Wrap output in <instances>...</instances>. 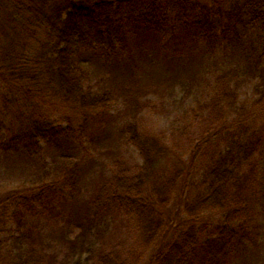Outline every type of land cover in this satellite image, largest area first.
Wrapping results in <instances>:
<instances>
[{
	"label": "trees",
	"instance_id": "trees-1",
	"mask_svg": "<svg viewBox=\"0 0 264 264\" xmlns=\"http://www.w3.org/2000/svg\"><path fill=\"white\" fill-rule=\"evenodd\" d=\"M141 34L157 38L170 58L203 48L234 53L240 64L217 72L198 94L184 84L182 113L165 133H146L135 123L125 128L140 163L114 159L78 226L60 236V249L38 244L29 218L52 207L56 189L79 193L77 165H57L55 175L45 174V187L1 200L0 264H142L159 245L162 210L177 198L190 223L152 264H228L238 247L257 240L264 210V119L257 121L256 111L264 102V0H0V77L82 112L85 130L114 96L93 90L82 53L115 58ZM248 83L257 86L252 106L242 96ZM31 120L12 140L0 126V152H66L71 126L43 115ZM115 214L128 235L110 245L102 221ZM219 215L226 221L220 227L205 221Z\"/></svg>",
	"mask_w": 264,
	"mask_h": 264
},
{
	"label": "rangeland",
	"instance_id": "rangeland-1",
	"mask_svg": "<svg viewBox=\"0 0 264 264\" xmlns=\"http://www.w3.org/2000/svg\"><path fill=\"white\" fill-rule=\"evenodd\" d=\"M201 51V54L192 57L170 58L158 48L157 38L142 34L131 41L124 54L115 58L103 59L84 51L80 62L88 74V83L94 91H110L114 96V105L109 107L107 113L95 110L85 130H82V112L68 105L62 106L56 100L44 99L34 90L29 93L22 85L16 88L6 77H0V126H5L9 131L10 134L5 133L10 140L25 132L22 130L31 125V117L38 118L40 115L75 130L64 153L44 149L41 155L31 156L17 151V148L9 153L0 152V202L45 187L43 184L48 181L45 174L52 172L55 175L57 165L65 168L77 165L82 171L78 194L70 196L63 189H56L52 196V207L40 217L29 218L38 244L46 249H60L57 246L60 236L67 229L78 226L76 221L81 217L79 214L98 185L110 176L115 158H123L131 166L140 163L138 153L126 142V127L135 123L146 133H165L169 124L182 113L178 102L184 84H193V94H198L217 72L240 64V58L234 53L212 54L203 48ZM242 96L249 106L255 105L258 102L256 84H246ZM256 111L257 121H263L264 102ZM89 113L92 111L89 110ZM95 115L100 118L96 119L98 116ZM192 125L196 131L195 121ZM162 212L165 228L159 245L149 252L142 264H152L160 251L168 247L176 234L190 223L184 215L181 198L175 199ZM205 221L218 227L226 222L221 215ZM258 222L257 240L238 247L228 264H264V210ZM102 228L104 238L110 245L124 241L128 235L123 218L116 217V214L104 218Z\"/></svg>",
	"mask_w": 264,
	"mask_h": 264
}]
</instances>
